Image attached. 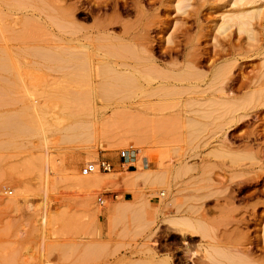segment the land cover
Returning a JSON list of instances; mask_svg holds the SVG:
<instances>
[{"label":"rangeland","instance_id":"rangeland-1","mask_svg":"<svg viewBox=\"0 0 264 264\" xmlns=\"http://www.w3.org/2000/svg\"><path fill=\"white\" fill-rule=\"evenodd\" d=\"M12 1L9 0V3L0 0V264H155L156 261L158 264L159 259L166 257L172 261V264H210L211 261H215L216 264H243L242 261H237L238 258L234 257V259L233 254L230 256L228 250H231L232 253L234 251L241 254V257L244 254L241 251L244 248L245 252L249 249L245 247L247 244L249 247L248 241L258 233L252 223H248L246 226L243 224L249 211V208L243 204L246 201L247 203L248 201L249 203L254 202L255 196L250 194L252 189L241 191L235 196V199L238 200L233 204L229 203L234 193L225 190L221 185L222 183L228 184L229 174L226 173L229 171L230 175L232 174L230 168H227L230 162L225 157L224 159L222 156L216 158L210 154L213 151L211 148L217 144L216 141H212L211 136L215 135L213 133L219 127H217V122L220 124L221 120L219 119L223 117L224 110L221 106L219 109L216 108L218 106L213 104V101L206 99L210 101L208 102L204 99L205 97L208 98L209 95H219V92L216 91L219 85L216 86V82L214 84L209 82V78H211L216 67L219 68L220 65L224 64L236 65L235 67L232 65L231 75L246 82L245 88L242 87L244 90L241 88L232 91L237 98L246 97V93L249 94V96L247 94L248 97L255 98L258 94L254 92L255 96L253 93L254 90H257L256 85H259L261 81L262 84L260 83V85L263 87L264 0L257 2L260 9L262 8L263 27L257 29L258 33L256 31V39L259 44L256 46L253 42L256 47H246V36L234 34L232 37L230 36L231 39L233 41L240 39L241 43H245L244 47V43L242 47H231L233 50L226 47V52L220 58H214L213 64L206 59L207 61H202L196 67L192 66L193 69L198 68L194 71L190 64L193 59L192 52L196 50L197 53H201L213 50L212 47H209L208 36L197 39L200 48L177 47V52L172 51L169 57L156 48L153 49V56L157 65L169 67L170 64H175L176 67L170 66V68L175 71L172 72V75L179 73L177 76L175 75L178 80L170 75L169 70L163 71L166 72V76L169 75V78L165 75L160 76L158 73L157 75L156 70H154L155 72L152 71L155 73L154 76V73L151 72L153 68L147 67L146 61L137 59L141 54L134 57L137 60L126 56L119 58L120 55H116V53L122 54V52L113 50L115 52L113 53L109 51L113 48H108V52L106 47L103 48L102 46L99 49L93 45H90L91 48L86 47L88 50L86 56L89 54L88 57L93 58L95 55L93 59L90 57L86 59L85 55L82 56L80 53H77L80 54L79 56H73V52L69 50L71 48L64 47L65 50L62 51L64 48L60 47V41L64 36H69L67 30L61 27L59 29L57 25V28L54 27V21H51L52 24H50V19L45 17L46 13H38L32 6H26L28 4ZM30 9H33V12ZM148 10L151 12V9ZM108 11L110 13L109 9L105 10V13L108 14ZM31 12L35 17L39 15L40 19L38 20L40 22L37 21V23L35 17L33 18L35 21L31 19ZM135 15L131 13L127 16L128 18H123L134 20ZM217 16L218 14L214 15L213 12L208 14V18L210 17L212 21L216 20ZM84 17L85 13H80L75 18L82 26L85 24L83 27L81 26L82 28L76 29V34H71L72 36H79L87 32L94 33L92 27L94 21L90 17ZM148 20L152 21L150 17ZM204 20L200 19L201 22ZM209 25L212 23L210 22ZM195 30L192 26L188 30L189 36L196 38ZM154 33L155 31L151 32V34ZM179 39L183 40L182 38ZM58 44V47H52ZM74 53L76 54V52ZM187 54L188 56H186ZM108 55L112 57H108ZM83 57L85 58L81 61ZM120 59H124L123 62L125 61L132 66L135 80L131 77L124 83L123 80L115 79L110 72L107 73L110 68L104 66H110L116 61L120 62ZM89 60L90 64L97 68L88 69ZM99 61H106L107 63L104 62L105 65H103L102 62L97 63ZM185 61L186 63H184ZM97 64L99 65L97 66ZM237 64H240L239 67ZM186 67H189L190 70H187ZM191 69L192 72L189 73L193 75L187 72ZM149 71L150 75L145 74ZM195 71L201 73L198 74L199 78L195 76L197 73L194 75ZM168 72L169 74H167ZM183 73L187 74V77ZM158 76L161 80L157 78ZM182 76L186 78L183 80L184 77ZM149 77L155 79L151 80ZM257 77L263 78V81L260 78L259 81L256 80ZM163 79L172 80L170 82H174L176 85L170 87L171 89L166 88L168 93H166L167 90L166 92L164 90L165 93H161L159 90L158 85L166 82ZM180 80L185 91L180 85ZM225 80L223 81L229 82V79L226 78ZM223 81L221 83H224ZM255 81H258L257 84L251 85ZM190 83L194 85H190ZM135 85H138L136 89H134ZM222 85L225 84L220 86ZM156 86L157 88H155ZM187 86L188 88L197 86V89L194 87V89L189 90ZM177 87L182 89L181 94L180 89L175 91L174 88ZM146 88H154L155 92L150 89L147 91ZM204 89L206 93L201 94L203 97L196 94L202 90L205 92ZM262 91L260 90L259 93ZM185 99L189 100L184 105ZM190 100L192 101L190 102ZM89 104L91 107L87 110ZM92 104L96 109L93 108ZM176 105L181 106V111ZM176 110L182 116H189L190 119L207 121L205 124L208 126L200 121L195 123L194 120L192 122L188 120L189 123L187 124L192 123L190 126L184 125L186 121L179 124L175 118L178 115ZM184 110H187L189 115ZM166 114L167 116H165ZM203 115H206L204 116L206 119L200 117ZM212 115L215 116L214 119H211ZM174 121L176 125H179L178 127L174 126ZM210 121L211 123H209ZM212 123H214L213 126ZM195 124L197 125L195 126ZM18 128L21 129V132ZM183 128L187 130H183ZM219 129L217 134L220 133ZM249 129L250 127H244L243 131ZM12 130L16 133H13ZM18 130L19 133H17ZM240 130L237 129L236 132L239 133ZM204 138H207L206 141ZM210 142H212L211 145ZM237 142L235 141V143ZM121 149H125L123 158L118 156ZM206 155L208 156L206 157ZM102 159L110 163V170L107 172L97 171L99 182L95 188L80 190L72 181L73 173L87 176L81 174V167L91 160ZM181 162H186V166H181L179 164ZM177 165L180 166V169ZM184 168L186 170L183 171ZM210 171L211 174H209ZM181 172L184 173L183 176H181ZM207 173L208 175L205 176ZM69 175L71 179H69ZM206 177L208 180L204 179ZM209 177L215 181L213 182ZM222 179L223 182H221ZM217 180H220L221 183ZM209 183L213 186L208 185ZM15 187L22 190L21 196L16 194ZM193 187L195 189H192ZM178 189L180 190L178 191ZM216 190L225 193L220 192L222 195H219ZM160 191L167 192L164 199L160 196ZM208 194L212 195L207 197ZM214 197L221 207H219L220 205H218L219 208L217 205L214 206ZM98 198L102 200V204L98 203ZM204 198L206 200H203ZM240 198L243 199L242 203H240ZM10 200H17V204L12 205ZM177 202L178 205H176ZM192 202L196 203L192 204ZM195 206L199 207L198 210ZM222 207H225L224 210L219 211L223 209ZM189 209H194V211L191 213ZM221 215L225 216V219ZM185 216L195 219L200 217L202 220L198 223L197 227L199 228H195V235L181 236L175 230L176 226L173 222L180 220L177 218ZM213 225L218 228H214ZM215 234L216 236H214ZM241 238H243L242 241H240ZM236 244L239 245L238 248ZM215 245L218 248H215L213 253L211 247ZM234 246L235 248L231 249ZM241 246L243 249H240ZM216 249L220 250L217 251ZM226 249L228 250L225 251ZM252 251L256 254L260 253L254 249ZM212 253L215 256V259L212 258L213 260L211 259ZM213 262L211 264H214Z\"/></svg>","mask_w":264,"mask_h":264},{"label":"bare ground","instance_id":"bare-ground-1","mask_svg":"<svg viewBox=\"0 0 264 264\" xmlns=\"http://www.w3.org/2000/svg\"><path fill=\"white\" fill-rule=\"evenodd\" d=\"M5 2H9V0H4ZM12 1V0H11ZM14 1V0H13ZM12 1V2H13ZM15 3H23V4H28L26 6H32L33 9H35L38 13L42 12V14H45V17L50 19L51 21H54V27H57L60 29L63 28L65 30H67V33L69 34L68 37H63V39H61V46L62 48L66 47L68 48H74V49H69L71 52H73V56H79L80 54L83 56L85 55L86 59L88 57L89 54H87L86 56V47H90V45H93V47L98 48L99 49L103 46L107 48V51L109 50L108 48H113L110 49L109 51H112L113 53H115L116 51L122 52V54L120 53H116V55H120L119 58H121L122 56H126V57H130L134 59V57H137V55H139L137 57V59H142L143 62L146 61V66L147 67H152L153 70L148 69L154 71L156 70V74L158 73L160 76H166V72L164 73L163 71L169 70L170 71V75H172V72L174 70H172V68H170V66H175V64L173 63L170 64V66H159L156 64L154 56H153V49H157L159 52H161L162 54L168 55V57L170 56V53L172 51L177 52V47H193L194 48H200L199 47V42L197 41L198 38L200 37H206L208 36L209 38V47L213 50H209V52H201V53H197L196 50H194L192 52V60L190 63L191 64V68L193 69V67H196L198 64H200L202 61H205L206 59H208L209 61L212 62L214 61V58H220L222 56V54H224L226 52V47L231 48V47H242V44L240 42V39L237 41H233L231 39L232 35L237 34L236 36H241L240 34H244L246 36L245 41H246V45L245 43L243 44L247 47L249 46V48L252 46H258L259 44L257 43V39H256V31L258 33V28H262L263 23H262V11L260 9L259 4H257V2L261 1V0H15ZM10 3V2H9ZM14 3V4H15ZM13 4V3H12ZM5 5V4H4ZM23 6V5H22ZM29 6V7H30ZM9 7V4H8ZM18 7V6H17ZM32 9V10H33ZM109 9L110 13L108 11V14L105 13V10ZM151 9V12H148ZM31 10V9H30ZM31 10V11H32ZM1 11V10H0ZM33 12V11H32ZM31 12V19L34 20L33 18L35 17V15ZM213 12L214 15H216V13L218 14L217 19L212 21L211 18H208V14ZM36 13V12H35ZM80 13H85V17H90L92 18V20L94 21V25L93 30L94 33H90L87 32L86 34H81L79 36H72L71 34H76V29H79L82 24H79L78 21H76L78 17V15ZM131 13H134V15L136 16L134 20H128L125 19L123 17H127L129 15H131ZM207 14V16H206ZM124 15V16H123ZM154 19H153V17ZM213 15V14H211ZM24 17V16H23ZM30 17V16H29ZM84 17V18H85ZM150 17V19H152V21L148 20V18ZM4 18V17H3ZM28 18V17H27ZM36 22L39 21L38 19H40L39 15L38 17H35ZM128 18V17H127ZM134 18V17H133ZM215 18V17H214ZM47 19V20H48ZM131 19V18H130ZM200 19H205L203 22L200 21ZM34 20V21H35ZM142 20H144V22H142ZM147 20V23H146ZM44 21V20H43ZM40 22V21H39ZM89 22V21H88ZM210 22L212 23V25H209ZM35 23V22H34ZM38 23V22H37ZM41 24V23H40ZM52 24V22L50 23ZM85 24V23H84ZM83 24V26H84ZM37 25V24H35ZM31 26V25H30ZM44 26V25H43ZM82 26V27H83ZM151 26H153L152 28H150ZM194 27L195 30V34H196V38L191 37V35L189 36V32L188 30L191 27ZM56 27V28H57ZM81 27V28H82ZM43 28V27H42ZM45 28V27H44ZM150 28V29H149ZM85 29V28H84ZM82 29V30H84ZM86 30V29H85ZM154 34H156V36H154V34H151V32H154ZM61 31V30H60ZM73 31H75V33H73ZM33 32V31H32ZM59 32V31H58ZM78 32V31H77ZM60 33V32H59ZM65 33V32H64ZM81 33V32H80ZM32 34V33H31ZM66 34V33H65ZM192 34V33H191ZM258 35V34H257ZM62 36V35H61ZM231 36V37H230ZM179 38H182L183 40H180ZM201 38V39H202ZM206 40V39H203ZM59 42V41H58ZM253 42L255 43V45L253 44ZM45 43V42H44ZM262 44V43H261ZM55 46H59L58 45H54L52 46L53 48ZM255 46V47H256ZM34 47V46H33ZM39 47V46H38ZM24 48V47H23ZM29 48V47H28ZM37 48V47H36ZM43 48V47H42ZM45 48V47H44ZM91 48V47H90ZM102 48V49H103ZM260 48V47H259ZM66 49V50H67ZM232 49V48H231ZM230 49V50H231ZM65 50L62 49V51ZM68 50V53H69ZM115 50V52L113 51ZM233 50V49H232ZM243 50V49H242ZM90 51V49H89ZM108 51V52H109ZM248 51V50H247ZM76 52V54L74 53ZM103 52V51H102ZM189 52V51H188ZM241 52V50H240ZM239 52V53H240ZM244 52V51H243ZM80 53V54H77ZM112 53V54H113ZM186 53V52H185ZM230 53V51H229ZM235 53V51H234ZM248 53V52H247ZM71 54V53H70ZM75 54V55H74ZM103 54V53H102ZM136 54V56H135ZM190 54V53H189ZM64 55V53H63ZM104 55V54H103ZM134 55V56H132ZM229 55V54H228ZM244 55V54H243ZM246 55V54H245ZM68 56V54H67ZM95 56V55H94ZM93 56V58H95ZM173 56V55H171ZM188 56V54L186 55ZM210 56H212V58H210ZM65 57V56H64ZM69 57V56H68ZM67 57V58H68ZM81 59L84 60V58ZM90 57V56H89ZM88 57V58H89ZM108 57H112L111 55ZM175 57V56H174ZM227 57V56H225ZM234 57V56H233ZM244 57V56H243ZM66 58V59H67ZM72 58V57H71ZM70 58V59H71ZM78 58V57H77ZM80 58V57H79ZM92 57H90L91 59ZM92 58V59H93ZM118 58V59H119ZM123 58V57H122ZM176 58V57H175ZM175 58H173L175 60ZM75 59V58H74ZM103 59V58H102ZM126 59V58H124ZM124 59H120V62H113L110 66H106L104 64V62H102L103 65H105L104 67H109V71L107 73L110 72V74L115 78V79H119V80H123L124 83L126 82V80H129L128 78L133 77V70H132V66L128 65L127 63H125V61L123 62ZM129 59V58H128ZM129 59V60H130ZM136 59V60H137ZM240 59V58H239ZM69 60V59H68ZM79 60V59H77ZM99 60V59H97ZM110 60V59H109ZM107 60V61H109ZM127 60V59H126ZM169 60V59H167ZM171 60V58H170ZM173 60V61H174ZM66 61V60H65ZM64 61V62H65ZM76 61V60H75ZM87 61V60H85ZM85 61H83L84 63H86ZM94 61V60H93ZM111 61V60H110ZM172 61V62H173ZM207 61V60H206ZM71 62V61H70ZM73 62V60H72ZM100 61L97 63H101ZM140 62V61H139ZM138 62V63H139ZM177 62V61H174ZM217 62V61H216ZM67 63V62H66ZM82 63V62H81ZM107 63V62H106ZM111 63V62H110ZM136 63V62H135ZM178 63V62H177ZM186 63V61L184 62ZM210 63V62H209ZM68 64V63H67ZM72 64V63H71ZM79 64V63H78ZM96 64V63H94ZM97 64V66L99 65ZM130 64V63H129ZM143 64V63H142ZM190 64H187L190 66ZM81 66V64H79ZM185 65V64H183ZM186 65V66H187ZM234 67L236 65L232 64ZM231 64H224V65H220L221 67L217 68L214 64V68L216 67V70L212 72L211 74V78H209V82L213 83L216 82V86L217 84L219 85V87H217V92H219V95L215 96V95H209L208 98L205 97L204 100L208 99L213 101V104L215 103L218 107L216 108H220V106L223 108V117H221L219 120L220 124L217 122V129L216 131H214L215 134L214 136H211V139L213 142H217L216 145H214L211 149L213 150L212 153H210L211 155L217 156H222V158L224 159V157L226 158L227 161H229L230 165L227 166V168H230V172L232 173L230 175L229 171L226 174H229V178H227L229 181L228 184H223L221 185V187H224L225 190H229L232 193H234V195L231 196L230 202L229 203H235L236 200L235 196L237 195V193H240L241 191H248L249 189H252L250 194L251 196H255V201L252 203H244L243 205H246L249 208L248 211V216L246 219H244L243 224L246 226L248 223H252L254 225V229L256 231H258V233L254 236L253 239H250L248 242L250 243L249 247L248 244L246 252L244 251L245 248L243 249V245L241 246L243 249V251H241L242 253H244L241 257V254H238L236 252L233 253L231 252V250L226 249L225 251H229V254H231L230 256H232L233 254V258L236 257L239 260L237 261H242L243 264H264V91H262L264 89V83H263V87L260 85L261 81L259 82V85H256L257 90H252L253 93L255 92L257 94H255V98H251L248 97L249 94L246 93V97L243 96V98H237L236 94L234 96L232 91H236V90H240L242 87L245 86L246 82L238 80L237 76H233L231 75V70L233 68ZM240 65V64H239ZM239 65L237 64V66L239 67ZM68 66V65H67ZM71 66V65H70ZM83 66V65H82ZM88 69H93V65L90 64V60L89 63H87ZM137 66V65H136ZM140 66V64H139ZM143 66V65H142ZM193 66V67H192ZM73 67V65H72ZM100 67H102V65H100ZM150 67V68H151ZM176 67V66H175ZM79 68V67H78ZM97 68V67H95ZM94 68V69H95ZM103 68V67H102ZM174 68V67H173ZM188 68V69H187ZM71 69V68H70ZM77 69V68H75ZM73 69V70H75ZM80 69V68H79ZM82 69V68H81ZM85 69V68H84ZM106 69V68H104ZM134 69V68H133ZM136 69V68H135ZM143 69V68H142ZM187 70H190L189 67H186ZM191 71H187L192 72ZM195 69L198 68H194L193 71ZM69 70V69H68ZM101 70V69H100ZM99 70V71H100ZM107 70V69H106ZM71 71V70H70ZM82 71H84L82 69ZM91 71V70H90ZM198 71V70H197ZM69 72V71H68ZM87 72V71H86ZM96 72V70H95ZM155 72V71H154ZM152 72V73H154ZM175 72V71H174ZM261 72V71H260ZM91 73V72H90ZM135 73V72H134ZM143 73V72H142ZM149 72H145V74H149ZM186 73V72H185ZM197 72L195 71L194 75ZM263 73V72H262ZM86 74V73H85ZM137 74V72H136ZM157 74V75H158ZM169 74V72L167 73ZM179 73H177L178 75ZM182 74V73H181ZM180 74V75H181ZM190 75H193L191 73H189ZM188 74V75H189ZM197 73L195 76L198 77ZM201 74V73H200ZM199 74V75H200ZM72 75V74H70ZM77 75V74H76ZM140 75V74H139ZM138 75V76H139ZM150 75V74H149ZM155 76V73L153 74ZM176 73H173V77L175 78ZM184 76L187 77V74L185 75L183 73ZM189 75V76H190ZM204 75V74H203ZM103 76V75H101ZM108 77H110L109 75H107ZM106 76V77H107ZM147 76V75H146ZM169 75H167L166 77H168ZM170 76L173 79V77ZM182 76V77H184ZM194 76V77H195ZM152 77V76H151ZM149 77V78H151ZM184 77L183 80L186 78ZM193 77V78H194ZM196 77V79H198ZM204 77V76H203ZM263 77V76H262ZM74 78V77H72ZM135 80V76L133 77ZM154 78V77H153ZM153 78H151V80H154ZM158 79H160V77H157ZM169 78V77H168ZM189 78V77H188ZM229 79V82H225V79ZM245 78V77H244ZM260 77H257L256 80H258ZM69 79V78H68ZM139 79V78H138ZM167 80V78H165ZM165 79H163L164 81H166ZM177 78H175L176 80ZM190 79V78H189ZM203 79V78H202ZM205 79V78H204ZM261 79V78H260ZM263 79V78H262ZM261 79V80H262ZM146 80V78H145ZM161 80V79H160ZM159 80V81H160ZM170 80V81H172ZM174 80V81H175ZM178 80V79H177ZM182 80V79H181ZM181 80H180V85H181ZM193 80V79H192ZM191 80V81H192ZM225 80V81H223ZM244 80V79H243ZM246 80V79H245ZM69 81V80H68ZM133 81V80H132ZM147 81V80H146ZM170 81H166L164 84H159L156 83L159 87L160 92H166V88H170V87H175V83L174 82H170ZM195 81V80H194ZM224 83H221V82ZM228 81V80H227ZM249 81V80H248ZM259 81V80H258ZM258 81H255V83H251V85L257 84ZM263 81V80H262ZM67 82V81H66ZM71 82V81H70ZM90 82V81H89ZM115 82V80H114ZM119 82V81H118ZM162 82V81H161ZM183 82V81H182ZM250 82V81H249ZM121 83V82H120ZM141 83V81H140ZM163 83V82H162ZM184 83V82H183ZM188 83V82H187ZM185 83V84H187ZM203 83V82H202ZM248 83V82H247ZM113 84V83H112ZM127 84V83H126ZM131 84V82H130ZM150 84V83H148ZM147 84V85H148ZM199 84V83H198ZM208 84V83H206ZM221 84H225L220 86ZM262 84V83H261ZM115 85V84H114ZM134 85V84H133ZM147 85L145 87H147ZM178 85V84H177ZM189 85V84H188ZM190 85H194L191 84ZM196 85V84H195ZM212 85V84H211ZM93 86V85H92ZM128 86V85H127ZM136 86V87H135ZM134 89L137 88L138 85H135ZM143 86V87H144ZM149 86V85H148ZM151 86V85H150ZM182 88L184 85H181ZM208 86V85H207ZM210 86V85H209ZM215 86V87H216ZM249 86V85H248ZM247 86V88H248ZM253 86V88H255ZM261 86V87H260ZM131 87V86H130ZM140 87V85H139ZM138 87V88H139ZM142 87V86H141ZM161 87V88H160ZM180 87V86H179ZM192 87V86H191ZM188 88L187 89H194V87L197 89V86H194L193 88ZM204 87V86H203ZM112 88V87H111ZM133 88V87H131ZM157 88V86L155 87ZM200 88V87H199ZM205 88V87H204ZM228 88V89H226ZM245 88V87H244ZM244 88H242L241 90H244ZM252 88V87H251ZM116 89V88H115ZM125 89V88H123ZM143 89V88H141ZM147 89V88H146ZM150 89V88H149ZM147 89V91L149 90ZM161 89H163V91H161ZM171 89V88H170ZM175 91L178 89H180V91L182 90L181 88H174ZM174 89L172 88V90L174 91ZM185 91V87L183 88ZM70 90V89H69ZM72 90V89H71ZM78 90V89H77ZM130 90V89H129ZM140 90V88H139ZM150 90H154L150 89ZM158 90V89H157ZM156 92H159L157 91ZM170 90V91H172ZM208 90V89H207ZM247 90V89H246ZM260 90L262 91V93H259ZM67 91V90H66ZM65 91V92H66ZM73 91V90H72ZM93 91V90H92ZM110 91V90H108ZM107 91V92H108ZM115 91V90H114ZM144 92V90H141ZM146 91V90H145ZM174 91V92H175ZM179 91V92H180ZM201 91V90H200ZM203 91V90H202ZM198 92L196 94H198L199 96H202L201 94L206 93V90L204 89L205 92ZM251 91V92H252ZM68 92V91H67ZM70 92V91H69ZM80 92V91H79ZM153 92V91H150ZM155 92V90H154ZM164 92V93H165ZM215 92V91H214ZM238 92V91H237ZM105 93V92H104ZM115 93V92H114ZM168 93V90L167 92ZM173 93V92H172ZM171 93V94H172ZM182 93V91L180 92V94ZM200 93V94H199ZM213 93V92H212ZM240 93V92H239ZM245 93V92H244ZM67 94V93H66ZM103 94V93H102ZM110 94V93H109ZM158 94V93H157ZM170 94V93H169ZM170 94V95H171ZM174 94V93H173ZM178 94V93H176ZM179 94V95H180ZM233 94V95H232ZM248 94V96H247ZM263 94V95H261ZM71 95V93H70ZM105 95V94H104ZM113 95V94H112ZM152 95H154L152 93ZM162 95V94H161ZM68 96V95H67ZM77 96V95H76ZM155 96V95H154ZM176 96V95H175ZM181 96V95H180ZM179 96V97H180ZM158 97V96H157ZM164 97V95H163ZM203 97V96H202ZM201 97V98H202ZM65 98V97H64ZM193 98V97H192ZM195 98H199V97H195ZM83 99V98H82ZM190 99V98H189ZM188 99V100H189ZM69 100V99H67ZM81 100V99H80ZM91 100V99H90ZM181 100V99H179ZM187 99H185V103L186 101H188ZM196 100V99H195ZM200 100V99H199ZM198 100V101H199ZM204 100L202 99V101L204 102ZM206 100V101H208ZM74 101V100H73ZM88 101V99H87ZM184 101V100H183ZM192 100H190L191 102ZM205 101V102H206ZM68 102V101H67ZM202 102V103H203ZM210 102V101H208ZM89 103V102H88ZM172 103V102H171ZM179 103V102H178ZM178 103H176L178 105ZM197 103V102H196ZM69 104V103H68ZM77 104V103H76ZM85 104V103H83ZM82 104V105H83ZM209 104V103H208ZM93 105V104H92ZM145 105V104H144ZM176 105V106H177ZM183 105V106H184ZM201 105V104H200ZM87 106V105H84ZM94 106V105H93ZM100 106V105H99ZM155 106V105H154ZM163 106V105H162ZM209 106V105H208ZM212 106V105H211ZM87 110H89V107H91V104H89V106H87ZM102 107V106H101ZM99 107V108H101ZM149 107V106H148ZM178 107V106H177ZM202 107V106H199ZM204 107V106H203ZM214 107V106H213ZM94 109L95 106L93 107ZM105 108V107H103ZM181 106L178 107V110H180ZM185 108V106L183 107ZM211 108V107H209ZM221 108V109H222ZM91 109V108H90ZM126 109V108H125ZM150 109V108H149ZM173 109V107H172ZM171 109V110H172ZM204 110H206L205 108H203ZM123 110V108H122ZM121 110V111H122ZM130 110V108H129ZM170 110V108H169ZM198 110V109H197ZM81 111V110H80ZM94 111V110H93ZM96 111V110H95ZM100 111V110H99ZM128 111V109H127ZM131 111H133L131 109ZM136 111V110H135ZM177 111V110H176ZM181 111V110H180ZM185 111V110H184ZM183 111V112H184ZM193 111V110H192ZM216 111V110H215ZM178 112V111H177ZM176 112V113H177ZM187 113V110L185 111ZM184 112V113H185ZM189 112V111H188ZM218 112V111H217ZM220 112V111H219ZM173 113V112H172ZM204 113V112H203ZM207 113V112H206ZM214 113V112H213ZM212 113V114H213ZM226 113V114H225ZM128 114V113H127ZM131 114V113H130ZM188 114V113H187ZM191 114V113H190ZM194 114V113H193ZM211 114V113H210ZM263 114V115H262ZM189 115V114H188ZM207 115V114H206ZM200 116L203 117L206 116ZM167 116V114L165 115ZM174 116V115H173ZM177 116V117H176ZM175 118L177 120V122L179 124H182V122L186 121V124L184 123V125H188L190 126L188 120H190L191 122L194 120V122H198L200 120H195L190 119L189 116L186 115H181L180 112H178V115H176ZM197 116V114H196ZM199 116V115H198ZM208 116V115H207ZM213 116V115H212ZM215 116L211 117V119H214ZM170 118V117H169ZM174 118V119H175ZM178 118V119H177ZM200 119V118H199ZM202 119V118H201ZM206 119V118H204ZM209 119V117H208ZM217 120V121H219ZM212 121V120H211ZM211 121L209 123H211ZM202 122V121H200ZM199 122V123H200ZM207 121H204L202 123H204V125L208 126V124H205ZM214 122V121H212ZM12 123V122H11ZM175 125L174 126H179L176 125V122L174 121ZM156 124V123H155ZM198 124V123H197ZM195 124V126L197 125ZM214 123H212L213 126ZM12 125V124H11ZM149 125V124H148ZM147 125V126H148ZM201 125V124H200ZM13 126V125H12ZM10 126V127H12ZM17 129L16 126H13ZM12 127V128H13ZM184 127V126H183ZM193 127V126H192ZM199 127V126H198ZM203 127V125H202ZM244 127H247L250 129L247 131H243ZM182 128V127H181ZM180 128V131L182 130ZM185 128H187L185 126ZM183 128V130L185 129ZM201 128V127H200ZM214 128V127H213ZM220 128V129H219ZM20 129V128H18ZM189 129V127H188ZM190 129H195V128H190ZM211 129V128H210ZM219 129V134H217V130ZM237 129H241L239 131V133L236 132ZM14 130V129H13ZM12 130V132H13ZM187 130V129H185ZM196 130V129H195ZM209 130V129H208ZM246 130V128H245ZM179 131V132H180ZM211 131V130H209ZM21 132V129H20ZM189 132V131H188ZM208 132V131H207ZM13 133H16L15 131ZM17 133H19V130L17 131ZM184 133V132H183ZM201 134V133H200ZM210 134V133H209ZM183 135V134H182ZM210 136V135H209ZM186 138V137H185ZM210 138V137H209ZM184 139V138H183ZM182 139V141H183ZM205 139V138H204ZM207 139V138H206ZM205 139V141H206ZM210 139V140H211ZM209 140V141H210ZM209 141L208 144H209ZM235 141H238L237 143H235ZM203 144V142H201ZM207 144V143H206ZM212 144V142H210V145ZM205 145V143H204ZM209 145V146H210ZM208 146V145H207ZM209 152V151H208ZM182 155V154H181ZM208 155H206L207 157ZM210 156V155H209ZM182 157V156H181ZM205 157V156H204ZM205 157V158H206ZM212 157V158H213ZM207 159V158H206ZM213 160V159H212ZM219 160V159H218ZM222 160V159H221ZM94 161V160H91ZM179 161V160H178ZM223 161V160H222ZM96 162V161H94ZM202 162V161H201ZM31 163V162H30ZM209 162L207 161V164ZM212 163V162H211ZM222 163V162H221ZM181 166H186V162H181L179 163ZM202 164V163H200ZM206 164V163H205ZM188 165V164H187ZM215 165V164H214ZM218 165V164H216ZM179 166V165H177ZM203 166V165H201ZM200 166V167H201ZM204 167V166H203ZM224 167V166H222ZM226 167V166H225ZM177 168V167H176ZM183 168V167H181ZM195 168V167H194ZM197 168V167H196ZM226 168V169H227ZM180 169V166H179ZM203 169V168H202ZM206 169V168H205ZM208 169V168H207ZM206 169V170H207ZM218 170V167L216 168ZM223 169V168H222ZM183 171L186 170L185 168L182 169ZM190 170V169H189ZM199 170V169H198ZM215 170V169H214ZM178 172H180V170L177 169ZM212 171V170H211ZM210 171L209 174H211L212 172ZM162 172V171H161ZM165 172V171H164ZM194 172V171H193ZM204 172V170H203ZM217 172V171H216ZM143 174V172H141ZM139 173V175L141 174ZM145 173V172H144ZM200 173V172H199ZM206 173V172H205ZM43 174V173H42ZM89 174V175H88ZM177 172H176V176H177ZM183 172H181V176H183ZM201 174V173H200ZM217 174V173H216ZM72 175V174H70ZM70 175L68 176L69 179L72 178V181L74 182V184H76V186L78 188H80V190L82 189H92L95 188L98 185L99 182V175L97 173V170L84 174L87 176H81V175H76L75 173H73V175L70 178ZM144 175V174H143ZM203 175V174H201ZM208 175L205 174V176ZM218 175V174H217ZM215 175V176H217ZM220 175V174H219ZM224 175V173H223ZM105 176V175H104ZM141 176V175H140ZM221 176V175H220ZM110 177V176H109ZM178 177V176H177ZM218 177V176H217ZM216 177V178H217ZM102 178V177H101ZM159 178V177H158ZM219 178V177H218ZM224 178V177H223ZM48 179V178H47ZM105 179V178H103ZM181 179V178H180ZM204 179H207L204 178ZM209 179H211L209 177ZM200 180V179H199ZM203 180V179H202ZM208 180V179H207ZM206 180V181H207ZM212 180V179H211ZM210 180V182H211ZM57 181V180H56ZM67 181V180H66ZM71 181V182H72ZM205 181V180H204ZM203 181V182H204ZM213 181V180H212ZM215 181V180H214ZM213 181V182H214ZM218 181V180H217ZM216 181V183H217ZM220 181V180H219ZM218 181V182H219ZM183 182V181H182ZM208 182V181H207ZM211 182V183H213ZM223 182V179L222 181ZM219 182V183H221ZM164 183V182H163ZM217 183V184H219ZM73 184V185H74ZM101 184V183H100ZM183 184V183H182ZM181 184V185H182ZM198 184V183H197ZM196 184V185H197ZM207 184V183H205ZM215 184V183H214ZM180 185V184H179ZM195 185V184H194ZM208 185H212V184H208ZM185 186V185H184ZM201 186V185H200ZM204 186V184H203ZM213 186V185H212ZM220 186V185H219ZM20 187V185H19ZM19 187H15L14 189H16L17 191V195L21 196V189ZM75 187V186H74ZM183 187V186H182ZM192 187V185H191ZM206 187V185H205ZM211 187V186H210ZM216 187V186H214ZM180 188V187H179ZM197 188V187H196ZM162 189V188H161ZM164 189V188H163ZM169 189V188H167ZM185 189V188H183ZM183 189H181V191H183ZM192 189H195L194 187ZM204 189V188H202ZM209 189V187H208ZM207 189V190H208ZM219 188H217L218 190ZM223 189V191H225ZM94 190V189H93ZM160 190V189H159ZM165 190V189H164ZM180 189H178L179 191ZM188 190V189H187ZM197 190V189H196ZM200 190V189H199ZM214 189H212L213 191ZM216 190V191H217ZM220 190V189H219ZM222 190V188H221ZM15 191V190H14ZM85 191V190H83ZM194 191V190H193ZM202 191V190H201ZM205 191V190H203ZM215 191V192H216ZM86 192V191H85ZM185 192V191H184ZM196 192V191H195ZM209 192V190H208ZM214 192V191H213ZM219 192V191H217ZM222 192V191H220ZM219 195L222 193L224 194L225 192L220 193ZM24 193V192H23ZM84 193V192H83ZM87 194H89V192H86ZM166 191H160V196L162 197V199H164L166 197ZM178 193V192H177ZM176 193V194H177ZM198 193V191H197ZM205 193V192H204ZM207 193V192H206ZM153 194V193H152ZM155 194V193H154ZM179 194V193H178ZM218 194V193H217ZM216 194V195H217ZM24 195V194H23ZM158 195V194H157ZM156 195V196H157ZM190 195V194H189ZM192 195V193H191ZM194 195V194H193ZM201 195V194H200ZM206 195V194H205ZM209 195L212 194H208L207 197ZM214 195V194H213ZM217 195V196H219ZM18 196V197H19ZM182 196V195H181ZM184 196V195H183ZM87 197V196H86ZM188 197V196H187ZM196 197V196H195ZM206 197V196H205ZM213 197V196H211ZM221 197V196H220ZM21 198V197H20ZM84 198V197H83ZM216 197H214L215 199ZM222 198V197H221ZM183 199V198H182ZM181 199V201H182ZM185 199V198H184ZM187 199V198H186ZM210 199V198H209ZM218 199V198H217ZM193 200V199H192ZM199 200V199H198ZM203 200H206L205 198ZM240 203H242L243 199L240 198ZM189 201V200H188ZM187 201V202H188ZM197 201V200H196ZM202 201V200H201ZM183 202V201H182ZM194 202V201H193ZM192 204H195L193 203ZM200 202V201H198ZM9 203V202H8ZM10 203L12 205L17 204V200H10ZM88 203V202H87ZM147 203V202H146ZM186 203V202H185ZM203 203V202H202ZM219 202L216 201V199L214 200V206L220 205L218 204ZM223 203V202H222ZM221 203V204H222ZM102 204V202L100 203ZM183 204V203H182ZM145 205V204H144ZM176 205H178V202L176 203ZM181 205V204H180ZM179 205V206H180ZM197 205V204H196ZM199 205V203H198ZM203 205V204H202ZM201 205V206H202ZM224 205V203H223ZM226 205V204H225ZM183 206V205H182ZM190 206V205H189ZM231 206V205H230ZM245 206V208H246ZM197 208V206H195ZM203 207V206H202ZM221 207V205L219 206ZM218 207V208H219ZM199 208V207H198ZM197 208V210H198ZM215 207H213L214 209ZM223 208V207H222ZM225 208V207H224ZM224 208L222 210L219 211H223ZM179 209V208H178ZM201 209V208H200ZM190 210V209H189ZM215 210V209H214ZM226 210V209H225ZM247 210V208H246ZM187 212V210H185ZM191 213L194 211L190 210ZM204 211V209H203ZM217 211V212H219ZM198 212V211H197ZM195 212V213H197ZM228 212V211H227ZM236 213V212H235ZM202 214V213H201ZM200 214V215H201ZM214 214V213H213ZM212 214V216H213ZM217 214V213H216ZM222 214V213H221ZM234 214V213H233ZM199 215V214H197ZM215 215V214H214ZM219 215V214H217ZM208 216V215H207ZM206 216V217H207ZM223 216V215H221ZM227 217V215H226ZM242 217V216H241ZM218 218V217H217ZM223 218L225 219V216H223ZM180 220H176L175 222H173V224L176 226H174L178 231V233L181 236L184 235H195L196 234V230L195 228H199L198 223H200L202 220L200 219H195V218H190V217H180L177 218ZM203 219V218H202ZM227 220V219H226ZM210 221V220H208ZM222 221V220H221ZM170 222V221H169ZM211 222V221H210ZM225 222V221H224ZM232 222V221H231ZM229 222V223H231ZM234 222V221H233ZM238 222V221H237ZM197 223V225H196ZM214 223V222H213ZM206 224V223H205ZM237 224V223H236ZM200 225V224H199ZM227 225V224H224ZM234 225V224H233ZM196 226V227H195ZM207 226V225H206ZM210 226V225H209ZM214 226V225H213ZM218 226V225H217ZM243 226V225H241ZM244 226V227H245ZM211 227V226H210ZM236 227V225H235ZM214 228H216L214 226ZM218 228V227H217ZM216 228V229H217ZM224 229V228H223ZM246 229V227H245ZM198 230V229H197ZM212 230V229H211ZM232 230L233 227H232ZM238 230V229H237ZM154 231V230H153ZM214 231V230H212ZM225 231V230H224ZM236 231V230H235ZM199 232V231H198ZM221 232V231H220ZM223 232V231H222ZM221 232V233H222ZM241 232V230H240ZM216 233V232H215ZM226 233V232H225ZM232 233V232H231ZM239 233V232H238ZM201 234V233H200ZM209 234V233H208ZM234 234V233H233ZM237 234V233H236ZM241 234V233H240ZM153 235V233H152ZM231 235V234H230ZM246 235V234H245ZM213 236V235H212ZM216 236V234L214 235ZM229 236V234H228ZM240 236V235H239ZM151 237V236H150ZM234 237V236H233ZM237 237V235H236ZM235 237V238H236ZM243 237V236H242ZM213 238V237H212ZM214 239V238H213ZM243 238H241L240 241H242ZM218 240V239H217ZM226 241V240H225ZM222 243V242H221ZM234 243V242H233ZM238 243V242H237ZM211 244V243H210ZM213 244V243H212ZM219 244V243H218ZM229 244V243H228ZM237 245V244H236ZM245 245V244H244ZM207 246V245H206ZM210 246V245H209ZM239 245H237L238 248ZM222 247V246H221ZM210 248V247H208ZM215 248H218L216 245L211 247V251H215ZM226 248V246H225ZM235 248L232 247L231 249ZM187 249V248H186ZM221 249V248H220ZM219 249V250H220ZM252 249L254 250H258L260 253L256 254L252 251ZM217 250V249H216ZM217 250V251H219ZM222 250V249H221ZM235 250V249H234ZM216 251V252H217ZM223 251V250H222ZM236 251H238L236 249ZM239 251V252H240ZM215 252V253H216ZM221 252V251H220ZM224 252V251H223ZM231 252V253H230ZM209 253V252H208ZM212 253V255H213ZM227 253V252H226ZM225 253V254H226ZM235 253V254H234ZM254 253V254H253ZM219 254V253H218ZM228 254V253H227ZM211 256V253L209 254ZM225 256V255H223ZM227 256V255H226ZM215 256L213 255L212 258H214ZM228 257V256H227ZM230 257V258H232ZM217 258V257H216ZM232 258V260H233ZM209 259V260H211ZM215 259V258H214ZM235 259V258H234ZM149 260V259H148ZM213 260V259H212ZM217 260V259H216ZM152 261V260H151ZM218 261V260H217ZM227 261V260H226ZM149 262V261H148ZM172 261H170L169 258H164V259H159L158 260V264H172ZM213 261H211L212 263ZM215 262V261H214ZM213 262V263H214ZM230 262V261H229ZM236 262V261H235ZM154 263V261H153ZM157 263V261H156ZM155 263V264H156ZM210 263V262H209ZM210 263V264H211ZM224 263V262H223ZM216 264V263H214ZM231 264V263H230ZM242 264V263H240Z\"/></svg>","mask_w":264,"mask_h":264},{"label":"built area","instance_id":"built-area-1","mask_svg":"<svg viewBox=\"0 0 264 264\" xmlns=\"http://www.w3.org/2000/svg\"><path fill=\"white\" fill-rule=\"evenodd\" d=\"M118 156L123 158L125 156V149H121L118 152ZM111 168V165L108 161L106 160H97L96 162L94 161H89L86 162L82 167H81V174H87L90 172H93L95 170L97 171H109ZM102 200L98 198V203H101Z\"/></svg>","mask_w":264,"mask_h":264}]
</instances>
